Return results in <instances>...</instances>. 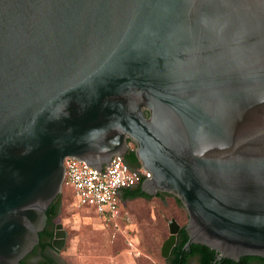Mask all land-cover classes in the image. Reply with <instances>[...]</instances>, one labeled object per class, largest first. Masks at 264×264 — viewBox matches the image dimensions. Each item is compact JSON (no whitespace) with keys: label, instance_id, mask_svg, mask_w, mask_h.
<instances>
[{"label":"water","instance_id":"95a60500","mask_svg":"<svg viewBox=\"0 0 264 264\" xmlns=\"http://www.w3.org/2000/svg\"><path fill=\"white\" fill-rule=\"evenodd\" d=\"M129 142L187 249L264 258V0H0V264L40 243L67 158L99 173Z\"/></svg>","mask_w":264,"mask_h":264},{"label":"rangeland","instance_id":"374dc122","mask_svg":"<svg viewBox=\"0 0 264 264\" xmlns=\"http://www.w3.org/2000/svg\"><path fill=\"white\" fill-rule=\"evenodd\" d=\"M63 206L58 220L66 243L54 253L61 264H163L161 249L170 236L168 222L175 217L181 223L187 221L175 197L123 202V232L108 226L92 209L79 208L71 190L64 193Z\"/></svg>","mask_w":264,"mask_h":264},{"label":"built area","instance_id":"2783aa9c","mask_svg":"<svg viewBox=\"0 0 264 264\" xmlns=\"http://www.w3.org/2000/svg\"><path fill=\"white\" fill-rule=\"evenodd\" d=\"M99 173L85 162L75 158L65 161V185L74 190L76 205L79 208L92 209L108 226L118 232L122 231L121 194L124 190L138 185L152 177L143 168L132 170L125 162L124 156H114ZM134 250H137L131 244Z\"/></svg>","mask_w":264,"mask_h":264},{"label":"trees","instance_id":"16d2710c","mask_svg":"<svg viewBox=\"0 0 264 264\" xmlns=\"http://www.w3.org/2000/svg\"><path fill=\"white\" fill-rule=\"evenodd\" d=\"M146 114L149 116V113ZM134 148L136 149V147H133L130 152L124 156L126 164L132 170L141 168V164L136 157ZM143 182L144 180L135 187L124 190L121 194L122 202H128L140 198L146 200H152L154 198L164 200L166 197H174L173 195L166 193H159L156 196H149L142 189ZM67 190H71L75 198L74 190L64 184L62 193L47 210L48 223L45 230L40 234V243L35 247L34 251L23 260L22 264H29L28 260L30 258H37L35 264H61L59 258L54 255V253H57V250L53 246V240L55 237L57 219L62 215L64 210V193ZM175 200L177 205L185 212L187 221L185 223H181L176 217V219L172 218L179 223L181 230L177 237V244L173 248L168 259L162 256L161 249V258L163 264H191L193 261L195 264H264V258L260 257H243L239 262L230 259H222L221 261H218L217 252L201 244H192L190 248L187 249L186 246L189 242V235L186 231V226L188 224L187 222L189 220V216L182 202L176 197Z\"/></svg>","mask_w":264,"mask_h":264},{"label":"flooded vegetation","instance_id":"af4514ba","mask_svg":"<svg viewBox=\"0 0 264 264\" xmlns=\"http://www.w3.org/2000/svg\"><path fill=\"white\" fill-rule=\"evenodd\" d=\"M129 145H130V149H129V151L126 153V155L130 152V150L133 148V147H135V145L133 144V143H129ZM135 149V148H134ZM36 263V262H35ZM34 263V264H35ZM29 264H32V263H29Z\"/></svg>","mask_w":264,"mask_h":264}]
</instances>
